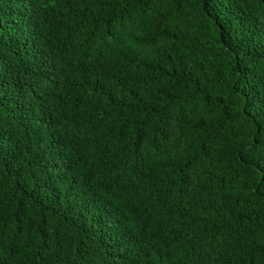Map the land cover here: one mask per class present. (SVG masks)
<instances>
[{
  "label": "trees",
  "instance_id": "16d2710c",
  "mask_svg": "<svg viewBox=\"0 0 264 264\" xmlns=\"http://www.w3.org/2000/svg\"><path fill=\"white\" fill-rule=\"evenodd\" d=\"M0 264H264V0H0Z\"/></svg>",
  "mask_w": 264,
  "mask_h": 264
}]
</instances>
